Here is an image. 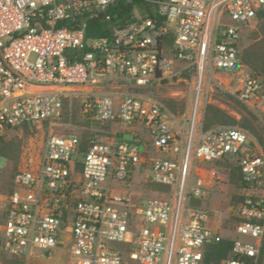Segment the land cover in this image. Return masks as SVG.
Instances as JSON below:
<instances>
[{
  "label": "built area",
  "instance_id": "1",
  "mask_svg": "<svg viewBox=\"0 0 264 264\" xmlns=\"http://www.w3.org/2000/svg\"><path fill=\"white\" fill-rule=\"evenodd\" d=\"M261 11L264 0H0V136L61 121L72 89L104 79L145 86L170 77L179 63L194 92L186 141L177 117L154 98L85 97L82 116L142 125L164 155L148 159L144 145L116 136L90 139L80 151L77 135L49 132L36 163L11 177L1 205L0 264L5 255L58 248L73 264H205L207 246L224 236L210 224L209 210L192 202L206 199L215 170L207 176L201 168L187 190L193 160L232 159L247 191L264 180V152L247 129L222 125L195 134L205 82L217 73L235 75L228 92L264 123V82L240 56L242 31ZM91 20L105 23L108 33L88 37ZM142 163L152 183L172 190L169 196L134 200L120 192ZM236 212L221 264H264V194L247 192Z\"/></svg>",
  "mask_w": 264,
  "mask_h": 264
},
{
  "label": "rangeland",
  "instance_id": "2",
  "mask_svg": "<svg viewBox=\"0 0 264 264\" xmlns=\"http://www.w3.org/2000/svg\"><path fill=\"white\" fill-rule=\"evenodd\" d=\"M264 31V17L256 23L247 26L242 31L240 39V51L246 61V67L253 74H259L264 80V73L260 64L255 63L251 53L255 48H264L262 33ZM258 43V44H257ZM182 64L176 63L175 73L170 77H165L160 81H153L145 86L131 84L126 79L115 78L113 80L104 79L97 85L81 88H74L68 98L63 99L64 116L61 121L52 125H39L29 129L21 127L9 130L0 139V221L2 218V203L10 190V181L13 173L19 169L31 166L39 158L43 139L49 132L57 134H75L81 141L84 139L108 140L116 136L124 140H136L140 148H146L147 158L164 155L152 146L148 138V132L139 124L128 125L120 122L107 121L97 122L82 116L81 101L85 97L93 95L121 94L124 92L134 93L137 96L151 97L166 106L176 117L175 127L179 129V137L186 141L190 134V123L188 117L191 113V99L193 97V87L191 77L186 69L180 70ZM217 78H207L205 85L208 86L207 100L203 108V118L197 125L195 134L206 131L204 126V113L211 105L221 113V123L210 126L214 129L222 125L242 126V123L249 124L250 127H243L259 143L264 152V123L250 108L241 103L227 89L237 86V78L234 74L217 73ZM221 82L223 88L216 86V82ZM67 89H65L66 91ZM207 129V130H209ZM259 138L262 142H259ZM144 145V146H143ZM205 169V175L210 176L208 170H215L214 178L208 186L209 194L206 199H202L199 204L203 205L210 212V224L217 228L224 237H232L235 234L236 210L238 204L246 197L247 192L252 195L264 194V180L256 189L247 191L240 183V170L235 161L229 158L220 159L214 162H202L194 159L190 168V178L187 190L194 185L196 173ZM148 164L142 163L134 173L131 185L128 188L120 189L122 193L129 192L134 200L140 196H149L157 193L169 196L171 189L152 183L147 177ZM194 202V200H192ZM2 264H73L70 262L68 254L64 248L56 249L51 255H42L39 251L33 256H3Z\"/></svg>",
  "mask_w": 264,
  "mask_h": 264
},
{
  "label": "trees",
  "instance_id": "3",
  "mask_svg": "<svg viewBox=\"0 0 264 264\" xmlns=\"http://www.w3.org/2000/svg\"><path fill=\"white\" fill-rule=\"evenodd\" d=\"M125 16H128V13H126V10H125ZM263 17H264V11L259 12L258 20L260 18H263ZM107 33H108V28L106 27L105 23H100V22H96L93 20H91L89 22V24L86 28V35L88 37H98V36L105 35ZM260 40L264 41V31L262 33V39H260ZM240 56H241L242 63L244 65H246V61H245V59H243L241 52H240ZM251 57H252L253 61H255V63L260 64L261 71L264 73V48H262V47L255 48L253 50V52L251 53ZM256 75L259 76L258 73ZM261 79L264 82L263 78H261ZM221 116L222 115L218 109L209 105L206 108V111L204 113V119H203L204 126H203V128L205 130H207L213 124L221 123L222 122ZM242 126L247 127V128L250 127L249 124H244V123H242ZM3 137L4 136H0V139H3ZM118 139L123 140V141H129V142L135 141V140H124L121 138H118ZM89 140L90 139H84L81 141L80 151L86 150ZM259 142H262L261 138H259ZM238 169H239V167H238ZM239 177H240L239 179H240L241 186L246 187L247 184L245 181L242 180L241 173H240ZM165 188H168V187H165ZM193 203L199 204L198 201H194ZM231 245H232L231 237H224L218 242L210 243L207 246V250H206V253L204 256L205 264H221L222 260L227 256Z\"/></svg>",
  "mask_w": 264,
  "mask_h": 264
}]
</instances>
